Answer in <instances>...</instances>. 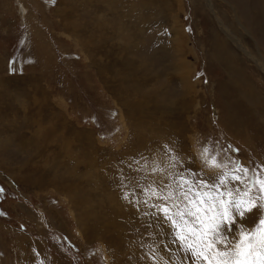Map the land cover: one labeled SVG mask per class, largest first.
Segmentation results:
<instances>
[{"label":"rangeland","instance_id":"374dc122","mask_svg":"<svg viewBox=\"0 0 264 264\" xmlns=\"http://www.w3.org/2000/svg\"><path fill=\"white\" fill-rule=\"evenodd\" d=\"M236 1L0 0V264H185L118 176L144 153L167 183L163 145L189 168L208 145L225 171L264 165L260 12L231 29L244 50L219 21ZM222 38L234 68L211 57Z\"/></svg>","mask_w":264,"mask_h":264},{"label":"snow or ice","instance_id":"6c2138e0","mask_svg":"<svg viewBox=\"0 0 264 264\" xmlns=\"http://www.w3.org/2000/svg\"><path fill=\"white\" fill-rule=\"evenodd\" d=\"M162 147L169 166L178 170L165 177L167 183L150 179L149 171L141 173L139 167L143 161L147 168L149 157L144 153L132 157L127 167L137 165L134 170L140 174L130 180L120 172V187L128 189L122 199L142 216L154 219L158 227L161 223L168 226L166 247L177 246L180 258H187L185 264H264V165H245L230 157L225 171V165L212 159L213 149L208 145L201 167L189 168L182 153ZM151 159L155 163V154ZM188 163H193L191 158ZM209 163L218 171L206 173L204 165ZM156 171V167L150 169L152 175ZM253 214V224H246ZM164 236L161 232L162 242Z\"/></svg>","mask_w":264,"mask_h":264},{"label":"bare ground","instance_id":"6f19581e","mask_svg":"<svg viewBox=\"0 0 264 264\" xmlns=\"http://www.w3.org/2000/svg\"><path fill=\"white\" fill-rule=\"evenodd\" d=\"M242 2L243 3L251 2V3H250V5L248 7H244L243 8V6H242L243 3ZM235 4H236V8H235L236 14L234 15V18L232 19L233 25H231L232 23H230V22H229L230 23V25H229V23H226L225 21H222V20L219 19L222 27L226 29L228 37L230 36L231 39L233 40V42L237 46H239L242 49L246 50V47L243 45V42L241 40V34L235 33V30L234 29L231 30V29H232V27L233 28L236 27V29L237 28H241L242 30L246 31V27L244 26V24H243V22L241 20L244 19V18H246L248 20L247 16L249 15V17H250L252 15L253 7H257V9L259 10L260 14L258 16V14L254 12V19H252L250 17V22H252L253 20H256V19L259 21V23L251 24V27L255 31L257 30L256 31L257 33H259L258 30H260V31L263 30V31H261V35H262V42L264 44V0H237ZM207 6H208V8L211 9V11L215 15L216 13H215V9L213 7L212 0H207ZM216 17H217V15H216ZM178 33H179L180 37L182 38V40L185 42L186 35L184 33V29H183L181 24L178 27ZM224 40L225 39L222 38V39L219 40V42L217 43L216 46L214 45V47L212 49V53H210L211 57H212V59L214 58L215 60L221 62L222 64L226 65L227 67L234 68L232 66V64H234V59L236 60V58H237L236 54L232 50H229L232 54L227 51V49H229V48H225L226 44H225ZM255 59H256L257 63L259 64V66L264 68V60L258 59L256 57H255ZM182 78H184V85L186 87V90H190L191 87L186 83V76L184 75V76H182ZM232 112H233V110H232Z\"/></svg>","mask_w":264,"mask_h":264}]
</instances>
